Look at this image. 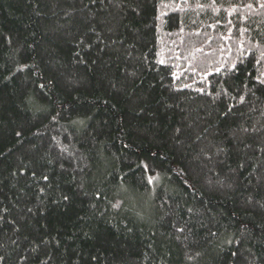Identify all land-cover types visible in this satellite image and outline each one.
<instances>
[{"label":"trees","instance_id":"trees-1","mask_svg":"<svg viewBox=\"0 0 264 264\" xmlns=\"http://www.w3.org/2000/svg\"><path fill=\"white\" fill-rule=\"evenodd\" d=\"M262 4L0 0V264H264Z\"/></svg>","mask_w":264,"mask_h":264},{"label":"snow or ice","instance_id":"snow-or-ice-1","mask_svg":"<svg viewBox=\"0 0 264 264\" xmlns=\"http://www.w3.org/2000/svg\"><path fill=\"white\" fill-rule=\"evenodd\" d=\"M261 6L264 7V4H262ZM249 7H251V6L249 5ZM17 135H19V133H17Z\"/></svg>","mask_w":264,"mask_h":264}]
</instances>
